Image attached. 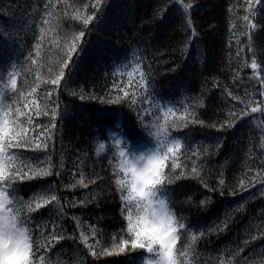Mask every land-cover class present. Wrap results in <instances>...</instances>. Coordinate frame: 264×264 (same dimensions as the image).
Wrapping results in <instances>:
<instances>
[{"label":"trees","instance_id":"obj_1","mask_svg":"<svg viewBox=\"0 0 264 264\" xmlns=\"http://www.w3.org/2000/svg\"><path fill=\"white\" fill-rule=\"evenodd\" d=\"M88 16L93 19L86 26L83 20ZM0 29V69L8 86L5 110L10 109V119H17V108L24 112L18 122L28 129L24 135L33 138L27 148L10 151L32 158L36 167H48L45 161H50L53 171L29 179L13 169L14 179L0 186L11 184L25 201L41 190L58 194L59 205L29 214L35 217L34 247H51L56 253L53 264H141L149 255L132 250L130 243L119 252L127 232L125 217L130 207L135 209L120 199L115 184L117 176L125 177L119 172L122 158L109 130L137 151L148 149L149 141L154 142L150 134L165 123L166 111L154 103L151 111L158 115L142 119L143 108L149 107L145 96L151 93L172 103L175 115H168L169 122L184 124L189 113L198 121L168 129L197 154L189 151L185 158L182 148L180 167L174 171L172 160H167L165 174L171 173L172 182L164 187L176 216L201 230L195 233L199 264H264V0H99L98 5L97 0H0ZM81 32L84 36L76 41ZM73 43L90 50L78 47L65 69L63 61ZM90 44L104 49L93 53ZM153 44L159 48L143 49ZM186 57V65L201 74L193 72L195 77L182 85L176 79L161 89H149L150 80L147 90L138 86L137 63L147 73L151 62L150 70L165 80L160 75ZM93 61L98 67L88 70ZM125 65L126 70L114 71ZM61 70L65 75L60 84H52ZM10 71L17 79L15 91ZM121 89L128 91L127 98ZM170 93L184 103H174ZM37 125L48 127L45 135L51 138L41 137L46 148H35L34 137L43 131ZM101 142L105 153L97 159L95 148ZM193 161L203 165L199 175L192 171ZM81 177L87 187L79 183ZM50 220L57 221L56 234L64 237L58 242L41 235L54 231ZM192 235L189 231L177 242V248L187 249L189 261ZM41 251L46 257L50 254Z\"/></svg>","mask_w":264,"mask_h":264},{"label":"snow or ice","instance_id":"obj_2","mask_svg":"<svg viewBox=\"0 0 264 264\" xmlns=\"http://www.w3.org/2000/svg\"><path fill=\"white\" fill-rule=\"evenodd\" d=\"M98 4L99 0H97ZM92 19V16H88L83 20V23L87 26ZM245 19L248 18L245 17ZM2 31L0 29V32ZM194 35L195 32H193ZM83 36L84 32H81L75 37V40L79 41ZM78 47L76 43L71 45V49L67 54L68 59L63 61V68L66 69L69 67L72 53L76 52ZM33 63H36V61L33 60ZM128 66L125 65L123 68H116L114 71L119 73L126 70ZM251 67L253 69L257 67L256 61L252 62ZM136 70L140 72L139 80L137 81L138 86L147 90L148 74L141 68L140 63L136 64ZM127 74L129 77L132 76V72H128ZM7 75L10 79L11 89L15 91L17 87L16 76L12 71L8 72ZM64 75L65 72L61 70L59 76L51 80V83L59 85ZM3 81L4 72L0 69V185L5 181L14 179L11 172L13 169H15V175L22 173L24 177L29 179L37 176L52 175L53 171L50 161H45L49 165L48 167H36L33 164L32 158L25 157L21 152L10 151L13 148H27L32 143L33 138H28L24 135L28 129L22 128L18 122V117L24 116L25 113L17 108V119H10V109L5 110L8 108L6 104V100L8 99V86ZM128 84L132 85L133 81L129 79ZM113 87L118 88L119 85L114 84ZM35 91L36 88H33L32 92ZM121 91H124L125 98L129 96L128 91L125 89H121ZM84 98V96H81V99ZM233 98L236 99V97ZM32 103L35 102L33 101ZM131 103L133 105L137 103L134 96L131 99ZM154 103L160 106L161 111L166 108V111H164L165 123L159 126L157 132L150 134L154 137V142L152 140L149 141L148 149L137 151L129 145L126 138L111 129L109 130V136L117 149H119V157L122 158L119 165V172H122L125 177V179H120L117 176L115 184L117 190L120 192V199L126 202L127 205L134 206L135 209L132 211L130 207L128 215L125 217L127 232L125 237L120 240L119 252L123 253L125 247L130 243L132 250L141 249L149 254L141 258V264H199L200 254L195 249V243L198 238L195 233L201 230L190 225L183 217L176 216L168 204L170 191L164 187L165 183L172 182L171 173L168 175L165 174V162L171 159V168L174 171L180 167L177 160L180 159L178 154L181 153V149H184L183 154L185 158H187V153L192 151L191 145L185 144L181 137L170 135L168 129L186 127L188 123L198 121L194 119L193 113H189L191 118L184 124H178L176 120L169 122L167 117L169 114L175 115L174 107L171 102L166 104L163 98L155 93L146 94L144 104L149 107L143 108L142 119H149L153 115H158V113L151 111L150 106ZM27 107L29 105L25 104V108ZM185 111L187 112V108ZM251 111L256 112L257 107H252ZM39 114L37 112V115ZM43 114L48 115V112L45 111ZM56 116L57 112L53 109V121H55ZM179 119L184 120V117L181 116ZM28 123H32L30 114H28ZM37 127H42L43 131L34 137L38 141L35 144V148H46L47 145L44 143V140L51 138L50 135H45V133H48V127L40 125H37ZM51 127H55V124L53 123ZM117 127H119V124ZM41 137L44 140H41ZM102 153H105V143L103 142L99 143L95 148L96 158H101ZM196 154L195 151H192V155ZM88 155V153H85V157ZM79 162L83 165L85 161L80 160ZM193 165V173L199 175L198 168H202L203 165H197L196 161H193ZM60 167L63 168L65 165L61 163ZM25 168L28 171H24ZM29 172L32 173L31 176H29ZM180 175L183 176L184 173L181 172ZM79 183L87 187L83 177H81ZM220 184L223 185L224 181L221 180ZM241 187H245L243 181H241ZM19 191V189L12 187L11 184H8L6 187L0 186V264H36L37 257L39 258V264H53V257L56 253L51 252V247L44 248L43 245L34 247L33 233L35 229L33 228V224L35 223V217L29 214L50 204L54 207L59 205L60 197L56 193L49 196L41 190L40 193L34 194L31 200L25 201L18 195ZM261 195H264V191L261 192ZM33 203L35 205L34 207ZM58 211L62 213L63 207H60ZM49 224L54 231L50 236L41 233L42 237L45 240L51 239L57 242L62 240L64 237L56 234V230L59 229L57 221L50 220ZM38 227L39 225H37ZM224 228H227L226 224ZM189 231L193 233L191 236V261L188 259L187 249L177 248V242ZM93 235H95L94 228ZM81 236L86 242L87 237L84 235L83 229H81ZM89 247L91 248L90 245ZM42 249L50 254L46 257L42 254Z\"/></svg>","mask_w":264,"mask_h":264},{"label":"bare ground","instance_id":"obj_3","mask_svg":"<svg viewBox=\"0 0 264 264\" xmlns=\"http://www.w3.org/2000/svg\"><path fill=\"white\" fill-rule=\"evenodd\" d=\"M100 32H102V31H100ZM79 47H81L82 49H84L86 51L90 50L89 47H87V46H85L83 44H80ZM90 47L92 48L93 53H97V51L99 49H104L103 46H102L103 48H98L99 46L97 47V46H94L93 44H90ZM153 47L155 49L159 48L158 45H154L153 44V45H150L149 47L144 45L143 49L145 51H148V50H151ZM187 61L188 60H187V57H186L185 59H182L181 61H178L179 63L176 62V64H178L177 67L172 68V70L170 72H165L164 74L160 75L165 80H161V77L158 78V77L155 76V73L153 72V70H150V68L153 65L151 64V62L148 61V64H146L148 68L147 67L146 68H147V73L150 76V78H149L150 82L149 83H151V84L149 86V89H152V88H160V89L161 88H166V87H168L167 86L168 84L166 86H163V83H166V82L169 83V84H174V83L178 82L180 85H182L185 80H187V79L190 80V78L192 79L193 77H195L192 74L193 72L195 74H197V76H198V73L201 74L199 70L196 71L194 69H190V66L186 65ZM187 64H188V62H187ZM97 67H98V64H96V62L93 61L92 64L89 67H86V68L88 70L89 69L95 70V68H97ZM201 71H203V69ZM176 79H177V81L174 82V80H176ZM193 81L194 80H191L190 82H193ZM170 96L172 97L174 103H180V104H182V102L184 103V101H182V98H179L178 96H175V94H171L170 93ZM102 109L99 110V111L102 112Z\"/></svg>","mask_w":264,"mask_h":264}]
</instances>
